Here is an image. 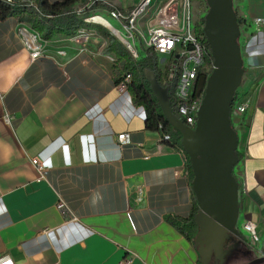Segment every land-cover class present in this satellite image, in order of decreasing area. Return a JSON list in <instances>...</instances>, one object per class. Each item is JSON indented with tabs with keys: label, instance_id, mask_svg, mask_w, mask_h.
<instances>
[{
	"label": "crops",
	"instance_id": "obj_1",
	"mask_svg": "<svg viewBox=\"0 0 264 264\" xmlns=\"http://www.w3.org/2000/svg\"><path fill=\"white\" fill-rule=\"evenodd\" d=\"M103 1L128 11L142 0ZM233 8L244 68L235 102L246 108L230 116L241 155L233 175L247 243L210 262L264 264V26L245 48L264 0ZM21 27L0 21V264H198V247L169 222L192 210L185 156L146 129L144 109L115 82L107 42L57 36L33 59Z\"/></svg>",
	"mask_w": 264,
	"mask_h": 264
},
{
	"label": "water",
	"instance_id": "obj_2",
	"mask_svg": "<svg viewBox=\"0 0 264 264\" xmlns=\"http://www.w3.org/2000/svg\"><path fill=\"white\" fill-rule=\"evenodd\" d=\"M203 35L213 62L194 128L184 125L170 109L167 89L154 74L146 73L164 119L181 135V146L189 159L191 190L199 212L195 246L201 264L224 255L223 247L240 237L239 186L233 175L238 136L231 125V104L244 74L237 15L233 0H205ZM221 259V258H220Z\"/></svg>",
	"mask_w": 264,
	"mask_h": 264
},
{
	"label": "built area",
	"instance_id": "obj_3",
	"mask_svg": "<svg viewBox=\"0 0 264 264\" xmlns=\"http://www.w3.org/2000/svg\"><path fill=\"white\" fill-rule=\"evenodd\" d=\"M6 1L11 2V0ZM107 15L118 24L117 30L122 40L111 34L125 47L134 60L138 59L137 44L144 49H151L155 53L163 83L173 86L178 119L183 121L187 127L194 128L203 98L194 96L195 85L198 74L206 68L208 49L202 42L203 37L196 32L190 0H142L128 11L114 10L108 12ZM84 22L91 23L87 20ZM254 25L255 33L251 37L252 41L245 45L246 50L251 48L252 42L260 37L264 19H256ZM23 26L18 30V35L31 51V57L37 59L44 51L42 43L45 44L47 41H42L36 33L25 25ZM75 38L86 42L89 38H97V34L93 30L82 29L76 33ZM109 57L113 62L114 58ZM162 57L166 59V61L163 60L165 66L162 65ZM129 82L130 76L127 75L121 82V86L126 88ZM233 110L244 114L246 108L235 102ZM4 120L5 122L9 121L7 117ZM161 139L165 142L168 137L165 136ZM117 141L120 144H127L128 136L118 135ZM31 163L38 174L42 176L43 168L38 159H33ZM58 208L62 210L64 205L59 203ZM244 230L252 242H258L255 227L252 224H246ZM125 264H129V262Z\"/></svg>",
	"mask_w": 264,
	"mask_h": 264
},
{
	"label": "trees",
	"instance_id": "obj_4",
	"mask_svg": "<svg viewBox=\"0 0 264 264\" xmlns=\"http://www.w3.org/2000/svg\"><path fill=\"white\" fill-rule=\"evenodd\" d=\"M195 1V0H190ZM91 5L84 8L85 0H64L61 2L52 3L51 0H11L8 3L6 0H0V21L8 18H14L19 24H23L32 32L36 33L42 41H51L57 36L73 37L79 30H95L96 34L107 42L104 53L114 58L112 71L115 76L116 84L123 81L125 76H130V82L127 84V89L132 97L135 105L140 106L145 111V126L146 129L160 134L161 138L167 136V141L163 143L170 147L180 150L185 156L186 174L191 185L193 175L189 164V159L184 153L181 146V135L176 131L163 117L160 106L150 89V83L146 78V73L154 74L157 82L162 88L167 89L168 102L174 116H177L175 108V99L173 97V86L164 84L161 72L158 69V58L151 49L138 50V59L134 60L131 54L125 47L109 32L100 26H93L85 23L78 13L79 8H84L83 13L89 11L110 12L116 11L114 7L105 3L103 0H90ZM119 11V10H118ZM101 15V14H98ZM91 17V16H90ZM88 18V17H87ZM237 18V23L242 22ZM201 26L196 27V32L203 37L202 42L208 49V57L206 58V68L198 74L195 85V97H203L208 77L213 70V62L210 55L209 47L203 35L204 17L200 20ZM234 102L231 104V112L233 111ZM184 123L183 121H181ZM233 128V127H232ZM238 162L241 160V155L235 153ZM192 210L187 219L169 220L170 224L180 231L189 241L194 242L198 232V227L195 223V217L199 212L194 195H192ZM235 240L238 243L244 242L243 236L232 237L226 243ZM264 255V247L261 250ZM198 264H201L199 261Z\"/></svg>",
	"mask_w": 264,
	"mask_h": 264
},
{
	"label": "rangeland",
	"instance_id": "obj_5",
	"mask_svg": "<svg viewBox=\"0 0 264 264\" xmlns=\"http://www.w3.org/2000/svg\"><path fill=\"white\" fill-rule=\"evenodd\" d=\"M85 1H86V3L84 4V8H88V6H90V0H85ZM190 2H191V13H192V20H193L194 26L199 28L201 26V22H200L201 18L205 17V15L207 13V6L205 3V0H195V1H190ZM84 8H79L77 10L82 18L86 17L84 20H86L88 18H94L96 15L99 14V13H96L94 11H91V12L89 11L88 13H83ZM104 18L108 21V24H106L105 26H100L93 20H90V22H92L90 24L93 26H100V27L104 28L107 32H109L110 34L112 33L113 35L117 36L118 34H117L115 28L116 29L119 28L118 24H116V22H114L113 20H111L108 17H104ZM93 31H95V30H93ZM95 33H96V31H95ZM97 37H99V36L97 35ZM137 45H139V44H137ZM137 45H136V47H137ZM139 46H140V48H143L141 45H139ZM163 60L166 61V59L162 57V65L165 66L166 64L163 63ZM160 61H161V59H160ZM245 242L247 243L246 239L243 242V244Z\"/></svg>",
	"mask_w": 264,
	"mask_h": 264
},
{
	"label": "bare ground",
	"instance_id": "obj_6",
	"mask_svg": "<svg viewBox=\"0 0 264 264\" xmlns=\"http://www.w3.org/2000/svg\"><path fill=\"white\" fill-rule=\"evenodd\" d=\"M88 22H90V20H93V21H95L98 25H100V26H105L106 24H108V21L105 19V18H103V17H101V16H95L94 18H88V19H86ZM92 23V22H91ZM115 30H116V32H117V38H119V39H121L122 40V38H121V36H120V34H119V32H118V30L115 28ZM115 36V35H114Z\"/></svg>",
	"mask_w": 264,
	"mask_h": 264
},
{
	"label": "flooded vegetation",
	"instance_id": "obj_7",
	"mask_svg": "<svg viewBox=\"0 0 264 264\" xmlns=\"http://www.w3.org/2000/svg\"><path fill=\"white\" fill-rule=\"evenodd\" d=\"M238 244H240V243H238V242H236L235 240H232L231 242H229V243H226L225 245H224V247L225 246H227V247H229V246H233L234 248H236V246L238 245ZM224 247H223V250H224ZM218 258H216L215 256H212V261H215V260H217ZM212 262H210L209 264H211Z\"/></svg>",
	"mask_w": 264,
	"mask_h": 264
}]
</instances>
